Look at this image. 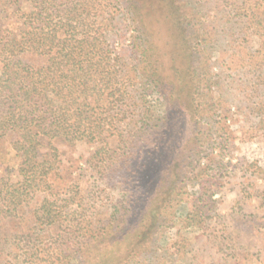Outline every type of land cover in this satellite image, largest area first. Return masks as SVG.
<instances>
[{"label":"trees","instance_id":"16d2710c","mask_svg":"<svg viewBox=\"0 0 264 264\" xmlns=\"http://www.w3.org/2000/svg\"><path fill=\"white\" fill-rule=\"evenodd\" d=\"M224 1L223 12L233 10L238 17L239 37L245 42L249 36L256 38V56L249 57L246 66L247 75L256 79H249L251 96L256 100V113L262 116L264 86L258 87L264 79L254 71L257 62L258 68L264 63V0ZM114 5L113 0L104 4L100 0H0L4 10L12 8L10 17L16 22L15 27L0 28V143L7 142L18 158L14 180L7 175V168L0 171V222L23 218L27 199L49 188L46 177L54 169L55 139L97 143L91 157L110 152L107 164L122 178L127 215L122 230L107 222L91 225L85 223L86 217L78 216L76 208H68L70 196L60 202L44 197L33 224L41 229L57 228L55 240L37 245L28 227L12 234L0 227V255L2 241H9L7 255L17 262L22 259L23 264H108L111 254L112 264H146L148 251H144L149 241L163 233V223L171 220L178 206L186 202L182 215L185 213L187 224L203 221L207 215L212 175L204 168L197 171L199 174L195 171V163L202 164L201 143L206 133L196 132L202 129L196 120L202 101L190 97V90L193 149L189 166L199 178L197 192L190 193L176 185L180 174L171 167L173 156L182 150L174 128L176 118L164 114L157 119L140 109L139 100L135 101L129 90L137 75L124 70L120 55L112 53L106 43L112 24L108 7ZM201 6L200 2L189 6L192 59L193 50H202L191 44V38H200L203 51L208 43ZM202 63L194 65L193 74L205 69ZM149 78V86L162 87L158 78ZM193 86L198 88L194 77ZM192 108L195 116L191 117ZM113 137L118 138L121 153L109 147ZM44 139L51 149V160L39 159ZM210 154L213 151L204 157ZM124 215L119 219L124 220ZM118 242L124 247L114 251Z\"/></svg>","mask_w":264,"mask_h":264},{"label":"rangeland","instance_id":"374dc122","mask_svg":"<svg viewBox=\"0 0 264 264\" xmlns=\"http://www.w3.org/2000/svg\"><path fill=\"white\" fill-rule=\"evenodd\" d=\"M100 1L104 4L110 0ZM113 1L115 5L108 7L112 24L106 43L112 53L120 55L124 70L137 75L134 85L129 86L132 97L139 100L141 110L155 118L168 114L177 120L174 128L182 150L173 156L175 162L171 166L180 174L176 185L180 190L195 193L199 181L195 171L199 174L197 171L204 168L212 175L206 217L187 224L185 213L182 215L186 206L183 202L171 220L163 223L164 235L157 233L149 241L144 251H148L146 264H264V114L261 116L255 111L256 100L251 96L249 79H256L247 75L246 66L249 57L256 56V38L249 36L245 42L239 37L238 17L233 10L223 12L224 0H137L136 8L134 0ZM191 2L193 6L195 2L202 4L200 17L208 30L205 51L200 38H191V44L203 51L193 50V59L189 56ZM5 8L0 6L3 9L0 28L15 27L16 22L10 17L12 8ZM199 61L205 62L201 64L205 69L195 75L192 68ZM254 72L263 80L264 63L258 68L257 62ZM150 75L162 81V87L149 86ZM193 77L198 88L193 86ZM263 82L259 89L264 86ZM190 90V97L202 101L196 117L202 129L196 132H206L201 143L202 164L195 163V171L189 166L193 149ZM192 116H195L193 108ZM53 145L56 158L54 169L46 177L49 188L27 199L23 218L1 221V230L12 234L28 227L34 233L31 239L35 244L54 241L59 230L41 229L39 225L34 226L32 219L44 197L60 202L69 196L68 208H76L78 216L86 217L85 223L107 222L122 230L127 223L125 191L121 176L107 164L110 152L102 151L101 156L91 157L98 144L84 140L55 139ZM109 147L121 153L117 137L111 138ZM211 151L214 154L204 157ZM50 152L47 139L42 140L39 159L51 160ZM17 164L18 158L7 142L0 143V171L7 168V175L14 180ZM122 215L125 221L119 219ZM3 243L0 264H23L22 259L17 262L15 257L7 255L9 241ZM123 247V242H118L113 249ZM113 261L111 254L108 264Z\"/></svg>","mask_w":264,"mask_h":264}]
</instances>
